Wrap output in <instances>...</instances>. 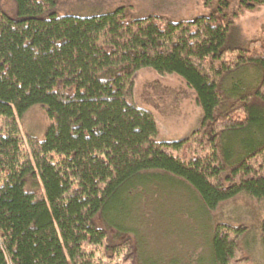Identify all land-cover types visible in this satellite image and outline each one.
Returning a JSON list of instances; mask_svg holds the SVG:
<instances>
[{"label": "trees", "instance_id": "obj_1", "mask_svg": "<svg viewBox=\"0 0 264 264\" xmlns=\"http://www.w3.org/2000/svg\"><path fill=\"white\" fill-rule=\"evenodd\" d=\"M3 1L0 264H136L132 237L115 243L98 218L120 205L115 214L133 222L127 192L150 173L187 184L209 213L241 196L264 203V30H241L264 0L147 16L125 5L58 14L61 0H12L10 15ZM142 69L194 92L202 120L187 137L159 140L155 114L136 99ZM35 106L43 138L21 127ZM248 231L216 223L209 264H251ZM260 236L264 248V218Z\"/></svg>", "mask_w": 264, "mask_h": 264}, {"label": "rangeland", "instance_id": "obj_2", "mask_svg": "<svg viewBox=\"0 0 264 264\" xmlns=\"http://www.w3.org/2000/svg\"><path fill=\"white\" fill-rule=\"evenodd\" d=\"M119 5L128 6L140 16L207 11L205 0H61L56 12L90 15ZM2 6L8 14H15L12 0H4ZM241 18V30L249 38L264 30V7L246 12ZM135 82L138 104L150 109L157 118L159 140H179L199 127L202 108L197 105L194 92L179 76H161L151 69H142L136 73ZM46 126L47 117L41 106L33 107L21 120L25 136L43 138ZM127 193L133 201L130 210L133 222L127 223L120 218L121 213L115 214L120 205L111 212L109 220L104 216L98 219L108 227L114 242H120L125 236L132 237L136 264L193 261V264H209L210 240L213 226L218 222L246 225L249 231L241 247L251 264H264L260 236L264 203L241 196L223 203L216 213H209L187 184L164 173H150L136 181ZM112 219L120 229L131 232L111 226Z\"/></svg>", "mask_w": 264, "mask_h": 264}]
</instances>
